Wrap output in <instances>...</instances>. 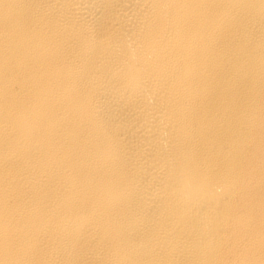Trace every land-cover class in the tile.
<instances>
[{
    "label": "bare ground",
    "instance_id": "bare-ground-1",
    "mask_svg": "<svg viewBox=\"0 0 264 264\" xmlns=\"http://www.w3.org/2000/svg\"><path fill=\"white\" fill-rule=\"evenodd\" d=\"M0 264H264V0H0Z\"/></svg>",
    "mask_w": 264,
    "mask_h": 264
}]
</instances>
